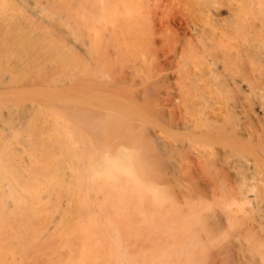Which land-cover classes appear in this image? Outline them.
Segmentation results:
<instances>
[{
	"label": "bare ground",
	"instance_id": "1",
	"mask_svg": "<svg viewBox=\"0 0 264 264\" xmlns=\"http://www.w3.org/2000/svg\"><path fill=\"white\" fill-rule=\"evenodd\" d=\"M59 1L65 10L59 15L60 55L37 54L25 30L0 27L3 51H9L10 44L14 47V57L6 61L15 67L53 73L67 51L75 61L73 79L58 92L65 99L73 91L69 116L50 109L62 115L57 117L61 132L55 135L66 138L64 144L70 148L55 156L53 152V158L46 150L25 156L31 163V181L22 180L15 155L6 158L11 166L1 156L0 220L9 208L12 218L23 210L36 212L56 187L67 184L77 195L102 194L113 212L118 201L127 210L132 198L138 205L149 194L155 227L168 228L171 235L177 230L176 218L183 222L177 226L187 228L202 226L205 208L213 216H218L217 208L231 211L224 222L233 228L235 264H264V0H155V40L149 37L147 43L143 31L141 47L127 61L119 25L139 23L135 0ZM154 43L155 53H148ZM41 84L24 88L41 95ZM124 90L131 92L129 102ZM150 156L156 164L155 185ZM52 159L55 164L49 168L46 163ZM203 200L216 206H202ZM166 201L171 203L167 209ZM80 206L91 210L88 198ZM71 217L63 213L65 221ZM92 222L80 226L89 235ZM199 242L191 235L182 244L160 247L138 264H156L155 257L158 264H174L173 256H184L181 262L186 264ZM123 252L113 254L120 260L117 264H133ZM83 255L89 257L84 251ZM86 261L78 264H93Z\"/></svg>",
	"mask_w": 264,
	"mask_h": 264
},
{
	"label": "rangeland",
	"instance_id": "2",
	"mask_svg": "<svg viewBox=\"0 0 264 264\" xmlns=\"http://www.w3.org/2000/svg\"><path fill=\"white\" fill-rule=\"evenodd\" d=\"M28 1L27 5L22 6L16 0H0V8L2 7L0 9V27L3 29L6 27L4 30H8V32L11 30H25L24 32L29 40H32L29 46L33 47L34 50L36 49L37 54L50 52L55 56L60 55V30L63 26L59 20V15L65 13L61 2L59 0ZM134 2L135 9L139 13V23L135 25L133 21L129 24L126 23V25H119V35L121 36L119 42L124 48V60L126 61L132 59L138 48L141 47L138 41L140 35L144 36L143 31L148 37L147 43L151 41L149 37L155 40V0H135ZM40 9L50 13L48 15L39 13ZM70 11L71 9H68L69 13H71ZM18 45L23 48V45ZM4 46L5 44L0 42V158L2 156V160L11 166L12 162L6 158L15 155L14 163L17 165L18 173L23 174L22 180L31 181L32 176L29 174L31 163L26 159L33 150H46L53 158V152L56 153L55 156L60 150L70 148V146L64 144L66 138L55 135L57 132H61L59 128L61 121L58 123L59 120L57 119L61 114L50 112V109L64 112V117L69 116L67 111L70 112L74 104L73 99H71L73 91L69 90L68 95L70 94L71 97L67 96L65 99V95L61 96L58 92H61L59 89H62L65 86L64 84H68L73 79L75 61L71 52L67 51V57L64 63L59 65L58 70L47 74L35 67L19 68L15 67L12 61L7 63V57H14V47L10 44L9 51L4 52L2 49ZM147 48H149L148 53H155V43ZM153 55H149V57L151 58ZM153 58L155 59V56ZM41 82L40 86L44 84L43 88L39 87L41 93L43 92L41 95L39 93L36 95L32 91L29 93L25 91L24 87L27 90H32L31 85L34 86ZM22 86L24 89L19 88ZM13 87H16V89L13 90ZM6 88L9 90H6ZM10 89H12V92ZM1 90L6 91L1 93L3 92ZM36 90L35 92H37ZM130 93V90L123 91L127 102L132 97V95L129 96ZM42 97L43 99H41ZM61 97L63 99H60ZM31 105L34 106L32 110H30ZM34 142L43 144L35 145ZM150 159L153 161L152 174L150 175L155 185L157 181L156 164L152 156H150ZM53 160L47 162L46 166L53 168L52 166L55 164L52 163ZM2 172L9 176L7 171ZM8 179L11 180L13 177H8ZM71 187L68 184L64 188L56 187L50 193V198L43 200V206H40V209L34 213L28 214V211L23 210L12 218L9 216L12 208H9L5 214H2L3 219L0 220V264H78L82 260L92 261L93 264H117V261L120 260H117L113 255L117 251L119 255H121L120 252L124 251L123 254H126L125 259H129L133 264H138L141 259L143 261L151 259V255H154L156 250H161L160 247L168 246L171 248L178 243L182 244L191 235L199 237L200 242L197 245L198 247L195 246L193 249L192 260L186 264H235L233 228L224 222L226 215L233 214L231 211H228L227 214L217 208L219 214L213 216L211 211L205 208L202 210V226L191 225L187 228L181 227L183 226L182 220L176 218L175 223L181 224V226L174 225L177 230L172 232L171 235L168 228L155 227L157 217L155 207L150 203L149 194L148 198L138 205L135 204V198H132L127 210H124L123 204L118 201L117 208L113 212L102 194L91 192L88 196L85 193L77 195L71 190ZM86 198L89 199V205L91 206L89 213L80 206ZM175 203V206H179L177 202ZM170 204L167 201L165 202L166 209L170 207ZM204 204L216 206V203L212 200L200 202V205L203 206ZM180 209L181 212L184 211L183 206ZM139 210H142L145 214H141ZM67 212L72 217L65 221L63 213ZM7 215L9 217H6ZM110 219H112V222ZM63 221L66 223L64 224ZM91 221L95 226H93V234L89 235L80 226ZM113 225L116 226V230H113ZM117 234H119L121 240H116ZM83 251L89 257H84ZM91 251L97 253L94 258H92ZM183 257L180 256L178 260L177 256H173L174 264H183L181 262L184 261ZM157 260L159 259L155 257L156 264H158Z\"/></svg>",
	"mask_w": 264,
	"mask_h": 264
}]
</instances>
